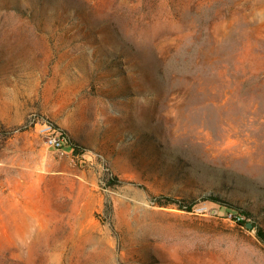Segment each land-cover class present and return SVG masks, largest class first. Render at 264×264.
Wrapping results in <instances>:
<instances>
[{
  "label": "rangeland",
  "instance_id": "rangeland-1",
  "mask_svg": "<svg viewBox=\"0 0 264 264\" xmlns=\"http://www.w3.org/2000/svg\"><path fill=\"white\" fill-rule=\"evenodd\" d=\"M259 228L264 0H0V264H264Z\"/></svg>",
  "mask_w": 264,
  "mask_h": 264
},
{
  "label": "built area",
  "instance_id": "built-area-1",
  "mask_svg": "<svg viewBox=\"0 0 264 264\" xmlns=\"http://www.w3.org/2000/svg\"><path fill=\"white\" fill-rule=\"evenodd\" d=\"M39 132L46 141V144L55 150H63L67 146V139L50 122L39 124Z\"/></svg>",
  "mask_w": 264,
  "mask_h": 264
},
{
  "label": "trees",
  "instance_id": "trees-1",
  "mask_svg": "<svg viewBox=\"0 0 264 264\" xmlns=\"http://www.w3.org/2000/svg\"><path fill=\"white\" fill-rule=\"evenodd\" d=\"M67 144H68V140H67ZM73 149L75 151V154L79 153V148H78L77 145L73 144ZM208 199H211L215 203H221L222 202V200L220 198L215 197V196H209ZM159 205L163 206V205H169V204L168 203L159 202ZM180 207H181L182 210H186L187 212H192L193 211L192 205L191 206H189V205L188 206H186V205L182 206L181 205ZM233 215L236 217L235 219H236V221L238 222L239 225H246L247 224V222L244 219H242L240 216H238L236 214H233ZM254 227H256V226L254 225ZM257 236H258L259 240L264 244V229L259 228L257 230Z\"/></svg>",
  "mask_w": 264,
  "mask_h": 264
},
{
  "label": "water",
  "instance_id": "water-1",
  "mask_svg": "<svg viewBox=\"0 0 264 264\" xmlns=\"http://www.w3.org/2000/svg\"><path fill=\"white\" fill-rule=\"evenodd\" d=\"M247 227H248V228H252V227H253V224H252V223H248V224H247Z\"/></svg>",
  "mask_w": 264,
  "mask_h": 264
}]
</instances>
